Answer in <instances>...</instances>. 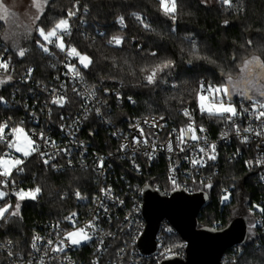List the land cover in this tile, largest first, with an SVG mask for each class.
Segmentation results:
<instances>
[{
    "label": "trees",
    "instance_id": "obj_1",
    "mask_svg": "<svg viewBox=\"0 0 264 264\" xmlns=\"http://www.w3.org/2000/svg\"><path fill=\"white\" fill-rule=\"evenodd\" d=\"M176 2V19L173 21L163 13L159 0H47L35 28L27 27L26 36L19 44L9 42L7 38L10 26L7 22L10 24L12 19L0 23V54L4 52L11 59L15 80H22L23 75L34 68L33 78L48 82L55 71L47 54L38 46V41L45 43L38 31L40 28L46 32L51 30L60 19L72 20L75 15L68 16L69 11L79 13L84 25L71 42L92 60L89 68L82 66L81 75L92 87L119 89L124 100H134L132 106L127 102L113 106L112 113L117 120L159 115L181 123L180 110L188 109L200 125L219 129L225 117L201 114L198 110L201 82L213 87H227L232 93L231 102L236 106L248 99L242 94L244 92L264 103V97L258 91L264 88V68L254 64L244 70V62L253 57L264 63V0H231V5L221 0H215L211 5L202 0ZM138 16L141 19H137ZM120 17L124 18V28L119 23ZM96 27L98 30L95 31ZM83 30L89 34L82 35ZM99 31L103 32L101 36H98ZM111 35L121 38L119 47L107 44ZM20 49L26 50L24 57L18 55ZM165 60L173 61V67L158 73L156 83L149 85L146 75ZM229 78L232 84L228 83ZM0 79L4 77L0 75ZM253 81L256 87L251 86ZM16 87L21 86L15 81L0 84V125L7 122L9 126L23 127L32 133V124L23 121L24 110L14 106L12 92ZM21 89L27 93L24 87ZM102 136L100 130L94 138L89 137L98 150L97 139ZM5 150L0 142V151ZM164 164L145 167L140 176L122 169L132 186L131 193L134 194L136 184L143 187L157 183L162 189L167 188ZM95 180L91 171L57 173L44 165L39 157H31L16 181L39 187L40 192L35 200L10 201V211L20 204L19 214L0 222L3 224L0 240L13 242L15 251L27 254L37 225L61 221L78 211L80 204L75 200L76 193L91 199L96 190ZM208 184L211 187H207ZM227 185L234 189L230 200L221 208L220 189ZM200 187L208 196V202L200 211L197 229H211L215 222L220 223L219 229H224L234 219L245 218L248 227L245 242L228 249L223 258L228 264H264V212L261 211L264 209V203H261L264 186L258 182L253 167L247 168L241 160L225 161L214 180ZM261 219L263 222L259 223ZM178 238L171 236L167 242L171 244ZM0 264H6L1 252Z\"/></svg>",
    "mask_w": 264,
    "mask_h": 264
},
{
    "label": "built area",
    "instance_id": "obj_2",
    "mask_svg": "<svg viewBox=\"0 0 264 264\" xmlns=\"http://www.w3.org/2000/svg\"><path fill=\"white\" fill-rule=\"evenodd\" d=\"M68 21L70 35L60 33L65 51L56 47L58 41L55 37L53 43L45 42L49 48L46 54L50 59V66L55 71L48 82L35 80L34 68H30L22 80H15L11 59L4 52L0 54V62L9 65L7 71L0 69V75L4 79L10 75L12 79L9 81H15L27 90V93H23L21 87H16L12 95L14 106L16 104L24 110L26 117L23 121L32 124L33 130L31 133L23 127L15 128H22L33 141L31 149H38L25 157L19 155L14 147H7L8 143H17V134H11L14 127L7 125L5 140L0 141L6 150L0 151V159L9 162L22 159L23 164L13 166L9 177L0 176V181H8L7 186L0 183V191L7 193L4 199H0V206H4L6 202L11 205V200H18L15 193L21 189L28 192L36 188L16 181L17 175L23 172L17 169L24 168L34 156L39 157L44 165L57 173L91 171L96 179L95 194L91 199L81 194L79 198L75 197L80 209L73 212L76 214L73 217L74 222L66 219L73 214L71 213L61 221L38 224L31 236L27 254L15 251L13 242L1 240L0 252L4 254L6 264H161L168 258H185L187 244L167 220L160 224L155 252L145 254L139 247V241L146 229L143 214L144 189L150 186L164 196H171L181 190L189 195L202 193L200 185L214 180L223 162L237 160H241L249 169L253 167L258 182L264 186V165L260 163L264 160V135H256L257 132L264 133V120H257L253 114L258 101L252 98L240 102L238 106L233 104L239 115L233 120L225 118L219 129L200 125L188 109L180 110L181 123L159 115L133 116L125 121L117 120L112 113L113 106L122 105L124 102L132 106L134 100H124L119 89L92 87L83 78L82 65L79 64L78 58L69 57L66 53L74 47L71 38L84 23L81 22L79 13ZM124 27L122 24L121 28ZM86 34L89 33L83 30L82 35ZM102 34V31L98 32V36ZM113 37L118 36L111 35L108 41ZM108 41L107 44L111 47L121 45L109 44ZM66 65H75L80 75L76 76ZM202 85L209 86L201 82L198 96L208 94L202 92ZM60 96L65 99L64 105L52 104L53 97ZM245 108L248 109L247 112L244 111ZM185 110L189 112V116L184 115ZM189 125L194 128L200 139L193 141L190 136H186L184 143L180 144V131ZM248 127L253 131L245 133L243 130ZM201 128L204 131L201 132ZM237 128L240 129L239 134ZM100 130L103 136L97 139L100 144L98 150L89 137L94 138ZM245 136L246 141L243 140ZM211 145H215V160H210L207 156L212 154ZM181 148L184 150L181 151ZM200 148H204L205 152H201ZM45 160L48 163H45ZM193 160H200L201 163L193 164ZM162 162L166 168L167 188L162 189L157 183L143 187L136 184L132 194V186L122 169H129L140 176L145 167L154 164L161 166ZM0 171L3 169L0 168ZM233 189L230 185L221 187V208L230 200ZM225 195L228 196L227 200H224ZM262 222L263 219L259 223ZM89 224L92 227L86 228ZM219 227L220 223L215 222L211 229L220 230ZM77 228H86L91 239L82 240L81 244L75 246L70 243L60 245L67 232ZM171 236L179 238L168 244L167 240ZM34 237H39L36 241L37 248H32ZM48 240H52L53 244L49 245ZM61 246L63 251L53 250ZM222 264H228L224 258Z\"/></svg>",
    "mask_w": 264,
    "mask_h": 264
},
{
    "label": "snow or ice",
    "instance_id": "obj_3",
    "mask_svg": "<svg viewBox=\"0 0 264 264\" xmlns=\"http://www.w3.org/2000/svg\"><path fill=\"white\" fill-rule=\"evenodd\" d=\"M47 0H43V2H41V0H36L34 6L35 8L39 11L42 12L43 11V7H44V3H46ZM206 0H202V3H205ZM222 3L225 4H229L231 5V0H221ZM159 5L160 8L163 10V13L166 16H169L173 21L176 19L175 16V12L177 10V2L176 0H159ZM76 13L73 11H69L68 12V16H74ZM5 15H10V13H8L7 8H4L3 10H0V17L5 16ZM35 19H39V15H36L34 17ZM137 19H141L139 16L137 17ZM124 22V18L120 17L119 18V23L123 24ZM141 22L143 23V21L141 20ZM227 23V21L225 22ZM145 28L148 27L147 24L144 25ZM67 33L70 35V27H69V21L68 19H60L57 23H55L54 27L51 30H48L47 32L45 31L44 28H40L39 29V36L43 38V41L47 42L48 44L53 43V37H55V40L58 41V43H56V47H58L61 51H65V44L63 41L62 36L60 35V33ZM121 38L119 37H113L112 39H110L108 41L109 44H115V45H120L121 44ZM38 46L40 47V49L44 52L47 53L49 52V48L45 45V43L38 41ZM249 44H251V41H249ZM26 54V50L25 49H20L18 52V55L20 57H24ZM67 56L69 57H74V58H78L79 60V64L83 66L84 69L89 68V65L92 63L91 58L86 55V54H82L81 52H79L77 50L76 47H71L70 50L67 51ZM152 55H156V53H152ZM254 64H259V66L261 68H264V63H260L259 58L257 57H253L251 60H246L244 62V70L247 71L250 66L254 65ZM8 63L6 62H0V69H4L5 71L8 70ZM66 67L69 68V71L73 72L76 76H79L80 73L79 71H77L75 65H66ZM173 67V61L171 60H165L163 62H161L160 64L156 65L155 67H153L149 74L146 75L145 79L147 81V83L149 85L156 83V78H157V74L160 72H163L164 69L167 68H171ZM12 77L9 75L7 76V79H0V84H4L7 81L11 80ZM228 83L232 84V80L231 78L228 79ZM251 86L252 87H256L255 82H251ZM202 88V92L205 93H209V94H219V93H223L225 96H231V91L227 88V87H213L211 85L209 86H201ZM259 94L261 97H264V88H259L258 89ZM244 96H246L249 100L252 99L251 96L247 95V92L242 93ZM131 99V98H129ZM206 99V96L201 94L199 96V100H200V110L202 112H208L210 115H216V116H221V117H225L228 120H233L234 117H237L239 115V112L237 110L236 107H234L231 103H228L227 105H225V103L223 102V100H220L219 97H217V100L219 101L218 106L213 107V106H206L204 101ZM0 100H2V98H0ZM52 104L54 105H60L63 106L65 103V99L63 96L60 97H53L52 99ZM99 111V110H97ZM245 112L248 111L247 108L244 109ZM253 114L255 115V118L257 120H264V103H260L257 102V105L254 106V112ZM184 115L185 116H189V112L187 110L184 111ZM7 127V122H5L3 125H0V141L5 140V128ZM23 129L22 128H12V135H15L17 133H23ZM200 131H204L203 128L200 129ZM240 129L237 128V134H239ZM245 133H249L252 132L253 129L248 127V128H244L243 130ZM141 135H143V132L141 130ZM225 135H227L225 133ZM256 135H264V133L261 132H257ZM186 136H190V139L193 141H197L200 138L195 134V130L194 128L189 125L188 128L186 129H181L180 131V135L178 137V142L180 144L184 143V138ZM25 140L27 142L28 145L33 144V141L28 140L27 137H25ZM244 141L247 140V137L245 136L243 138ZM144 143H147V141H144ZM7 147L9 148H15L17 152H23V155L25 157L29 156L31 154V151L34 150H38V149H26V148H22L19 144L16 143H8ZM171 144L169 145V151H171ZM181 151H183L184 149L181 148ZM201 152H205L204 148H200ZM210 151L212 154H207L208 159L210 160H215V145H211L210 146ZM42 156L45 155L44 153H40ZM149 158H151V155H149ZM45 163H48L47 160L44 161ZM193 164H200L201 161L200 160H193L192 161ZM260 163L262 165H264V160H261ZM23 164V160L22 159H14L13 161L9 162L7 160H3L0 159V168L3 169V171H0V176L3 177H9L11 175V168L13 166H17V165H21ZM17 171H23V168H18ZM0 183H4L5 186H7L8 181H0ZM173 183H175V181H173ZM207 187H211V184H208ZM40 192V188L37 187L34 190L25 192L23 189L17 191L15 193V195L17 196L18 200H24L26 198L35 200L37 194H39ZM7 195L6 192L4 191H0V199H4L5 196ZM76 196L79 198L80 197V193L77 192ZM228 196L225 195L224 196V200H227ZM12 208L11 205H8L7 202L5 203L4 206H0V222L6 221L8 219L9 216H16L19 214V210H20V204L17 203L15 205V210L10 211V209ZM262 212H264V209H261ZM76 214L73 213L71 216L66 217L67 220H69L70 222H74L73 221V217ZM0 226H3L2 223H0ZM92 225L89 224L86 226V228H91ZM252 227H255V225H253ZM86 228H77L75 231H70L67 232V234L64 236V239L60 241V245H64L66 243H70L71 245H79L81 244V241H87L89 239H91V236L86 232ZM251 231V229H249ZM39 240V237H34L33 239V243H32V248H37V244L36 241ZM47 243L49 245L53 244L52 240H48ZM54 251H63V247H57L53 249ZM167 251V250H166ZM9 255H11V253H9Z\"/></svg>",
    "mask_w": 264,
    "mask_h": 264
},
{
    "label": "water",
    "instance_id": "obj_4",
    "mask_svg": "<svg viewBox=\"0 0 264 264\" xmlns=\"http://www.w3.org/2000/svg\"><path fill=\"white\" fill-rule=\"evenodd\" d=\"M146 229L139 241L145 254L156 250V236L162 221L167 220L186 242V256L165 259L161 264H222L224 253L247 238V220L234 219L220 230L197 229L200 211L208 202L205 193L189 195L176 191L171 196L146 186L143 197Z\"/></svg>",
    "mask_w": 264,
    "mask_h": 264
},
{
    "label": "rangeland",
    "instance_id": "obj_5",
    "mask_svg": "<svg viewBox=\"0 0 264 264\" xmlns=\"http://www.w3.org/2000/svg\"><path fill=\"white\" fill-rule=\"evenodd\" d=\"M35 2L36 0H0V10L7 8L8 13H10V15H5V16L0 17V23L3 21H6L7 19H12L11 20L12 24H11V21H10V24L7 22L8 26L10 25L9 31L7 34V38L9 42H12L15 44L21 43L26 36L25 29L27 27L35 28L37 21L39 19H35L34 17L36 15H39V17H41V14L43 12V11L39 12L35 8L34 6ZM214 2L215 0H206L205 4L211 5ZM43 10H44V7H43ZM15 20H17L18 23H16ZM38 35H39V31H38ZM40 38L43 40L42 37ZM199 96L197 99V106H198L199 112L201 114L210 115L208 112H202L200 110ZM205 96H206V99L204 103L206 106H213V107L218 106L219 101L217 100V97H219L220 100H223L225 105H227L228 103H231L233 105V103L231 102V96H225L223 93H219V94H209L208 93V94H205ZM210 116H216V115H210ZM218 117H221V116H218ZM25 137H27V139L30 140V137L24 131L22 134L17 133V137H16L17 143L16 144H19L22 148L31 149L33 144L28 145L25 140ZM17 153L19 155H23V152H17Z\"/></svg>",
    "mask_w": 264,
    "mask_h": 264
}]
</instances>
